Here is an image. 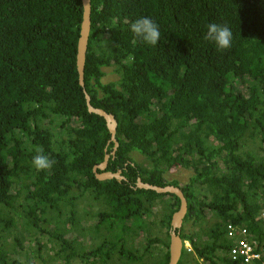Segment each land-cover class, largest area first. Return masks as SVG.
<instances>
[{"label": "trees", "instance_id": "obj_1", "mask_svg": "<svg viewBox=\"0 0 264 264\" xmlns=\"http://www.w3.org/2000/svg\"><path fill=\"white\" fill-rule=\"evenodd\" d=\"M91 9L85 89L118 122L107 171L126 180L93 172L114 143L79 83L82 0H0V264H169L180 199L138 178L184 192L179 264H241L230 224L264 260V0ZM142 17L159 26L154 46L130 30ZM210 23L231 29L230 49L204 39ZM105 68L118 80L104 83ZM38 153L51 168L33 166ZM175 167L193 170L185 186L167 179Z\"/></svg>", "mask_w": 264, "mask_h": 264}, {"label": "water", "instance_id": "obj_2", "mask_svg": "<svg viewBox=\"0 0 264 264\" xmlns=\"http://www.w3.org/2000/svg\"><path fill=\"white\" fill-rule=\"evenodd\" d=\"M82 3L84 8L83 22L81 25L80 38L77 46V71L79 74V83L84 90L88 111L90 113L99 115L105 119L107 128L111 135L109 144L111 142L114 143V150L110 154L106 153L104 161L99 165H96L93 169V172L99 181H109L116 179L117 181L122 182L126 180V178L122 175V171H118L117 173H112L107 171L110 157L116 154V151L119 147V142L117 140L118 122L113 114L108 113L103 109L94 107L91 103V97L85 89V65H86V57H87L89 38L91 32L92 9H91V0H82ZM137 188L143 190H151L158 194L176 195L180 199V208L177 212L173 214L172 217L171 231H170L171 241L169 247V251H170L169 264H179L183 251V241L180 236V233L183 228L184 220L188 212V201L184 195L182 188L173 185H167L163 187L155 186L143 182L141 178H138Z\"/></svg>", "mask_w": 264, "mask_h": 264}, {"label": "clouds", "instance_id": "obj_3", "mask_svg": "<svg viewBox=\"0 0 264 264\" xmlns=\"http://www.w3.org/2000/svg\"><path fill=\"white\" fill-rule=\"evenodd\" d=\"M130 30L136 37L153 46L157 44L161 36L158 24L149 17L134 21ZM204 39L213 42L218 49L227 50L232 47L233 33L227 25L210 23L207 25ZM32 163L37 170H46L52 167L54 161L50 160L47 155L38 153L33 157Z\"/></svg>", "mask_w": 264, "mask_h": 264}, {"label": "built area", "instance_id": "obj_4", "mask_svg": "<svg viewBox=\"0 0 264 264\" xmlns=\"http://www.w3.org/2000/svg\"><path fill=\"white\" fill-rule=\"evenodd\" d=\"M228 237L235 240L234 246L230 249L229 256L232 262L241 264H264L263 254L257 249V242L249 240L247 228H241L233 224L228 225ZM186 249L192 253V246L185 242Z\"/></svg>", "mask_w": 264, "mask_h": 264}, {"label": "rangeland", "instance_id": "obj_5", "mask_svg": "<svg viewBox=\"0 0 264 264\" xmlns=\"http://www.w3.org/2000/svg\"><path fill=\"white\" fill-rule=\"evenodd\" d=\"M104 71L106 72V75L103 78L104 83H109V82L118 80V75L114 73L113 68H105ZM133 156H134L135 160L139 163L144 161V158L141 155H139L138 153H135ZM192 174H193L192 169H185L183 167H175L174 169L169 171V173H167L166 177L168 180H177L179 182L180 186L182 187L188 183ZM186 228L190 229V228H192V226H190V224H187ZM29 245H31V244H29Z\"/></svg>", "mask_w": 264, "mask_h": 264}, {"label": "flooded vegetation", "instance_id": "obj_6", "mask_svg": "<svg viewBox=\"0 0 264 264\" xmlns=\"http://www.w3.org/2000/svg\"><path fill=\"white\" fill-rule=\"evenodd\" d=\"M185 226V225H184Z\"/></svg>", "mask_w": 264, "mask_h": 264}]
</instances>
